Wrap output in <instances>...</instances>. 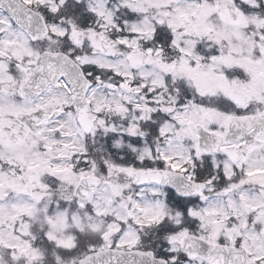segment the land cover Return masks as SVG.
<instances>
[{
  "label": "snow or ice",
  "instance_id": "snow-or-ice-1",
  "mask_svg": "<svg viewBox=\"0 0 264 264\" xmlns=\"http://www.w3.org/2000/svg\"><path fill=\"white\" fill-rule=\"evenodd\" d=\"M0 264H264V0H0Z\"/></svg>",
  "mask_w": 264,
  "mask_h": 264
}]
</instances>
